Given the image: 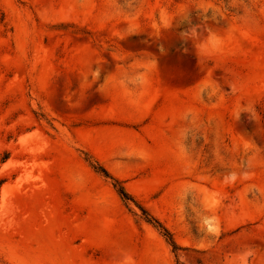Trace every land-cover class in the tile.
<instances>
[{"label":"rangeland","instance_id":"1","mask_svg":"<svg viewBox=\"0 0 264 264\" xmlns=\"http://www.w3.org/2000/svg\"><path fill=\"white\" fill-rule=\"evenodd\" d=\"M0 264H264V0H0Z\"/></svg>","mask_w":264,"mask_h":264},{"label":"trees","instance_id":"2","mask_svg":"<svg viewBox=\"0 0 264 264\" xmlns=\"http://www.w3.org/2000/svg\"><path fill=\"white\" fill-rule=\"evenodd\" d=\"M121 192H122V194H123L125 197L128 196V194L125 192V189H124V188L121 189ZM164 229H165V231H166V234L169 235V239H170V241H171V243H172L174 249H178L179 247H178V245L176 244V242L173 240V238H172L170 232H169L166 228H164Z\"/></svg>","mask_w":264,"mask_h":264}]
</instances>
